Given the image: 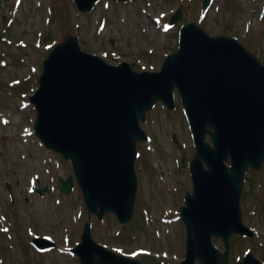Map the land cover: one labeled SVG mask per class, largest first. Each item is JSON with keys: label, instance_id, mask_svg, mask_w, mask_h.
I'll list each match as a JSON object with an SVG mask.
<instances>
[{"label": "rangeland", "instance_id": "374dc122", "mask_svg": "<svg viewBox=\"0 0 264 264\" xmlns=\"http://www.w3.org/2000/svg\"><path fill=\"white\" fill-rule=\"evenodd\" d=\"M179 8L181 18L170 24ZM189 22L213 36L238 38L264 63V0H211L207 9L201 0H99L88 12L72 0H0V264H80L64 249L79 242L88 221L95 239L113 251L144 264L181 263V207L192 191L188 161L195 146L178 94L175 110L159 103L142 122L150 139L137 146L139 188L126 225L111 214L89 215L76 182L68 194L58 190L62 178L75 180L73 165L35 135L30 95L42 61L70 35L110 64L126 60L135 70L153 71L178 49L180 29ZM241 206L254 235L231 237L230 260L242 261L251 251L264 262V164L246 173ZM37 235L57 246L36 247ZM213 241L224 249L220 238Z\"/></svg>", "mask_w": 264, "mask_h": 264}, {"label": "water", "instance_id": "95a60500", "mask_svg": "<svg viewBox=\"0 0 264 264\" xmlns=\"http://www.w3.org/2000/svg\"><path fill=\"white\" fill-rule=\"evenodd\" d=\"M97 1L74 0L82 12ZM210 4L203 0L204 9ZM181 16L178 9L171 24ZM177 93L195 146L189 162L193 191L181 207L187 250L180 264H263L251 251L242 261L230 260L231 236L254 235L241 200L248 169L264 164V63L238 38L213 36L189 22L159 70L138 71L128 61L110 64L83 50L79 37L68 36L43 60L30 95L34 133L71 160L89 215L113 213L127 223L139 186L138 142L149 139L141 122L158 102L173 110ZM73 185L72 176L61 179L64 194ZM213 238L222 240L223 252ZM34 242L42 249L53 246L40 236ZM79 244L72 251L82 264H143L97 243L90 222Z\"/></svg>", "mask_w": 264, "mask_h": 264}, {"label": "flooded vegetation", "instance_id": "af4514ba", "mask_svg": "<svg viewBox=\"0 0 264 264\" xmlns=\"http://www.w3.org/2000/svg\"><path fill=\"white\" fill-rule=\"evenodd\" d=\"M201 5H202V8L204 9V7H203V0H201ZM211 5V4H210ZM181 14H183V13H181Z\"/></svg>", "mask_w": 264, "mask_h": 264}, {"label": "trees", "instance_id": "16d2710c", "mask_svg": "<svg viewBox=\"0 0 264 264\" xmlns=\"http://www.w3.org/2000/svg\"><path fill=\"white\" fill-rule=\"evenodd\" d=\"M239 236V235H238Z\"/></svg>", "mask_w": 264, "mask_h": 264}]
</instances>
